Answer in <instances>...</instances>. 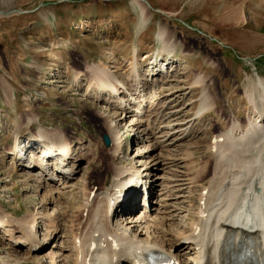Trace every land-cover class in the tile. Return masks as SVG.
I'll list each match as a JSON object with an SVG mask.
<instances>
[{
  "label": "bare ground",
  "instance_id": "6f19581e",
  "mask_svg": "<svg viewBox=\"0 0 264 264\" xmlns=\"http://www.w3.org/2000/svg\"><path fill=\"white\" fill-rule=\"evenodd\" d=\"M11 1L0 0V7H8ZM139 1L136 3L144 10ZM174 35L167 34L164 28L159 29L157 40L161 41V53L158 54L163 56V60L171 61L175 57L179 44ZM131 53L137 57L135 54L139 51L135 48ZM133 57H129L132 71L125 80L112 75L104 64L89 63L84 69L74 72L75 81L90 88L91 94L88 95L87 90L86 96L95 95L97 105L106 101L105 105L111 110L122 111L124 119L120 118L121 115L98 119L107 127V135L112 142L107 152L114 163L101 188L82 194L76 229H73L74 221L70 224L72 233L69 239L73 242L69 247L56 243L64 238L60 235L61 222L57 217L60 212L54 209V214H49L46 205L54 206L62 190L71 187L69 177L71 179L79 168L75 162L83 159L81 153L89 149L82 144L74 150L82 139L69 141L68 136L59 130L41 127L36 135H31L28 130L37 119L34 114L26 117L23 125L14 122V141L4 149V156L12 157V170L22 171L30 179H36L41 200L31 197L26 202H38L41 206L36 213L19 218L0 204L3 263L136 264L137 258L145 264L142 257L152 251L173 258L177 264H264V82L254 85L259 89L257 95L252 91L247 93L250 116L243 123L239 121V114L229 116L220 109L214 90L208 84L209 78L197 75L187 87L186 94L200 88L201 99L192 116L187 112L186 120L181 118L183 114H179L184 109L177 108L175 102L170 107L171 100L145 109L151 97L149 89L153 90L151 95L158 91V94H163L167 89L162 84L168 80L154 77L150 81L147 75L137 79L135 73L141 70L143 63L133 60ZM0 84L6 106H10L15 94L4 78H0ZM98 108L92 109V119L98 118ZM216 108L226 114L229 124L219 131H215V123L207 124L215 132L204 149L203 162L197 168L192 153L187 158L186 172V169L181 170L186 167L185 164L182 166L186 158L179 155H169L164 160L158 156H147L150 151L145 153L138 148L133 149L129 140L126 148L123 147L129 133L127 123L121 125L124 121H129V128H133L131 131H136L134 139L138 140V145L155 140L166 150L174 151L169 147H177L186 138L192 140L208 133V128L200 126L209 115L216 117ZM140 112L146 114V121L135 118ZM1 124L0 120V127ZM25 127L28 130L23 131ZM36 147L41 148L42 154L37 153ZM78 148H81L80 153H77ZM130 148L136 152L135 157L131 164L125 165L122 162L129 157L123 150L127 152ZM162 167L173 174L158 176L159 183L153 178L146 179L153 174L152 171L163 170ZM153 185L158 192L154 194L155 200L151 201ZM126 195L128 198L122 202ZM149 198V206L145 208ZM113 200L117 204L111 216ZM186 219L187 228H183L181 221ZM20 248L25 249L22 255ZM125 250L135 252L136 256L125 254ZM65 251L70 254L64 255Z\"/></svg>",
  "mask_w": 264,
  "mask_h": 264
},
{
  "label": "rangeland",
  "instance_id": "374dc122",
  "mask_svg": "<svg viewBox=\"0 0 264 264\" xmlns=\"http://www.w3.org/2000/svg\"><path fill=\"white\" fill-rule=\"evenodd\" d=\"M136 2L12 0L8 7H0V78L10 84V90L15 94L11 105L6 106L0 84V204L19 218L36 213L41 206L38 202H26L31 197L41 200L36 179L12 170V157L4 156V149L14 141L15 121L23 125L26 117L34 114L36 121L29 130L25 127L23 131L36 135L42 127L59 130L69 141L82 139L74 150L82 144L89 150L83 151V159L78 158L75 162L79 168L71 179L69 177L71 187L62 190L54 206L46 205L49 214H54V209L60 212L57 217L61 222L60 235L64 238L56 243L65 247L73 242L69 239L70 224L74 221L73 229H76L82 194L101 188L114 163L103 141L107 127L98 119H112L118 115L124 119L122 111L111 110L105 105L106 101L97 105L95 95L86 96L87 90V94H91L90 88L75 81V71L84 69L89 63L104 64L112 75L125 80L132 71L131 51L135 48L140 51L141 63L145 56L161 53V41L157 39L159 29L164 28L167 34H175L174 39L179 45L176 56L166 67L169 75L163 77L168 80L162 84L167 91L151 95V89L145 109L171 100L170 107L175 102L177 108L184 109L179 113L183 114L181 118L187 120V112L192 116L201 99L200 88L187 95V87L201 75L209 78L208 84L214 90L220 109L229 116L239 114V121L246 123L250 116L247 93L252 91L257 95L259 89L254 85L264 82V0H140L144 10ZM142 65L144 74L147 64ZM105 98L108 97L105 95ZM190 102L193 104H187ZM95 107H99L96 120L90 117ZM220 109L216 108V117L209 115L201 123L200 127L208 128V133L192 140L186 138L178 143L179 147H169L174 151L166 150L155 140L138 145V140L134 139L136 131H131L129 121H124L121 125L127 123L129 133L123 147L126 148L129 140L133 149L150 151L147 156L164 160L169 155H179L186 158L182 163L186 167L181 170L187 172V158L191 153L195 167L201 166L211 135L229 124ZM140 113L135 118L146 121V114ZM211 122L216 124L215 131L207 125ZM78 149L77 153H80L81 148ZM37 150L42 154L40 148ZM123 151L128 153L129 160L122 163L131 164L136 152L131 148ZM152 173L146 179H156V183L160 182L158 176L173 174L165 167ZM152 188L151 201L158 192L156 185ZM154 206L158 204L154 203ZM181 225L187 228V219L182 220ZM0 251L2 264L5 260L1 258L4 257L1 247ZM19 251L22 255L25 249ZM69 254L64 252V255Z\"/></svg>",
  "mask_w": 264,
  "mask_h": 264
},
{
  "label": "water",
  "instance_id": "95a60500",
  "mask_svg": "<svg viewBox=\"0 0 264 264\" xmlns=\"http://www.w3.org/2000/svg\"><path fill=\"white\" fill-rule=\"evenodd\" d=\"M104 140H105L106 145L109 147L111 145V141L107 135L104 136Z\"/></svg>",
  "mask_w": 264,
  "mask_h": 264
}]
</instances>
